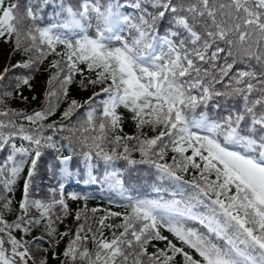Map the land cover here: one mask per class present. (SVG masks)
I'll return each mask as SVG.
<instances>
[{
  "label": "snow or ice",
  "instance_id": "snow-or-ice-1",
  "mask_svg": "<svg viewBox=\"0 0 264 264\" xmlns=\"http://www.w3.org/2000/svg\"><path fill=\"white\" fill-rule=\"evenodd\" d=\"M0 40V264H264V0H0Z\"/></svg>",
  "mask_w": 264,
  "mask_h": 264
},
{
  "label": "trees",
  "instance_id": "trees-1",
  "mask_svg": "<svg viewBox=\"0 0 264 264\" xmlns=\"http://www.w3.org/2000/svg\"><path fill=\"white\" fill-rule=\"evenodd\" d=\"M25 3V0H21V6L23 8V5ZM50 19V18H49ZM48 22V21H46ZM11 50V45L4 43L2 40H0V59L2 64L4 63V57L7 55V53ZM53 57H49V60H51ZM20 59V56H16L12 59V63H15L16 60ZM48 63L49 61L46 60L43 64L39 66V70L34 73V78L32 80V87L31 90H28L27 88H23L22 91L24 95L28 98L27 101L22 102L19 100L16 101H6L5 103L8 104L10 107H15V108H22L28 111H31L33 109H39L44 105V102L46 100V92L48 91V78L49 75L51 74V70L48 68ZM79 79V77H77ZM98 90V89H97ZM92 89H89L88 91H84L80 89L78 86L73 85L71 90H70V96L69 99L71 98H76L79 100H84L86 99L89 95H91ZM35 97V99H33ZM67 106L66 102H63L60 104L58 111L56 114L51 118L52 120H58L60 113L64 110V108ZM4 105H0V110H3ZM123 111V110H122ZM50 122V121H49ZM124 133L127 134H134L136 129L133 125V123L130 120H126L124 123V128H123ZM63 155H67L68 151L65 149L62 152ZM138 156V154H136ZM56 153L54 152H48L46 155L41 159L40 164L38 166V172L39 175L37 176V181L41 184L42 188L47 189L49 186H55L56 181L54 179H51L52 176V171H54L57 167V162L55 159ZM79 157H77L78 159ZM51 166V170H50ZM73 167H75V161L73 162ZM103 168L99 169L97 174H99V171H102ZM147 171L145 169H141L139 173L137 172H132V173H125V176H131L132 179L129 180V183L132 184H143L145 181L142 180H136L135 177L137 175H142V176H147ZM188 178V177H186ZM83 171L81 172V178L79 180L82 181V184H76L74 183H68L66 186V192H71V191H77V192H86L87 186H85L83 182ZM75 181V179H74ZM171 191V189H169ZM149 194H151V189H148ZM73 205L78 206L76 203H73ZM90 209V208H89ZM99 215V213H97ZM72 226V221L71 218H68L65 220L63 224L59 225V228L61 231L65 229V226ZM34 234H38L34 233ZM43 247H47L46 244L42 245ZM162 246V245H161ZM60 248H63V244H61ZM50 264H55L54 261L51 260V257H49Z\"/></svg>",
  "mask_w": 264,
  "mask_h": 264
},
{
  "label": "rangeland",
  "instance_id": "rangeland-1",
  "mask_svg": "<svg viewBox=\"0 0 264 264\" xmlns=\"http://www.w3.org/2000/svg\"><path fill=\"white\" fill-rule=\"evenodd\" d=\"M0 64H2V62H1V59H0ZM94 193H96V194H98V197L99 198H95V199H91V200H89V202H88V204H89V207H95V206H98V205H101V206H106V205H104V201L102 200V194H101V192L99 191V190H96ZM103 196H107V193H103ZM72 207L73 208H76V206H73L72 205ZM113 210H118V209H113ZM101 213H99V215H100Z\"/></svg>",
  "mask_w": 264,
  "mask_h": 264
}]
</instances>
